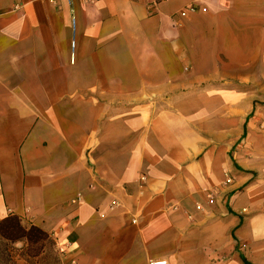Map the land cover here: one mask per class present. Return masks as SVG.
Returning a JSON list of instances; mask_svg holds the SVG:
<instances>
[{"label":"crops","instance_id":"1","mask_svg":"<svg viewBox=\"0 0 264 264\" xmlns=\"http://www.w3.org/2000/svg\"><path fill=\"white\" fill-rule=\"evenodd\" d=\"M255 62L264 0H0V221L63 264H264Z\"/></svg>","mask_w":264,"mask_h":264},{"label":"trees","instance_id":"2","mask_svg":"<svg viewBox=\"0 0 264 264\" xmlns=\"http://www.w3.org/2000/svg\"><path fill=\"white\" fill-rule=\"evenodd\" d=\"M18 241L24 243L19 249L25 252L16 257L8 247ZM60 256L56 239L42 227L34 223L26 226L15 214L0 221V264H48L49 258L53 264H63Z\"/></svg>","mask_w":264,"mask_h":264},{"label":"rangeland","instance_id":"3","mask_svg":"<svg viewBox=\"0 0 264 264\" xmlns=\"http://www.w3.org/2000/svg\"><path fill=\"white\" fill-rule=\"evenodd\" d=\"M248 73H250L251 82H249V86L252 92V97L254 99V108L251 116H249L248 120V130L250 134L255 135L254 137L259 138L261 132L264 130V62H255L251 66L247 68ZM264 134V133H263ZM243 139L242 137L240 140ZM239 140V141H240ZM227 182H230L227 179ZM14 246L17 249H14ZM24 246V243L21 241L16 242L15 244H11L8 247L11 250L12 254L18 257L19 255H23L25 250L21 251L19 248ZM59 247V246H58ZM60 255L61 252L64 253L66 251L65 248L59 247ZM50 264H53L52 259H48ZM48 263V264H49Z\"/></svg>","mask_w":264,"mask_h":264},{"label":"built area","instance_id":"4","mask_svg":"<svg viewBox=\"0 0 264 264\" xmlns=\"http://www.w3.org/2000/svg\"><path fill=\"white\" fill-rule=\"evenodd\" d=\"M88 1H91V0H88ZM192 10L194 9V6H191L190 7ZM146 178V176L145 175H143L142 177H141V179H145ZM228 180L229 181H231V178H228ZM149 264H168V260L167 259H154V260H151L150 262H149Z\"/></svg>","mask_w":264,"mask_h":264}]
</instances>
